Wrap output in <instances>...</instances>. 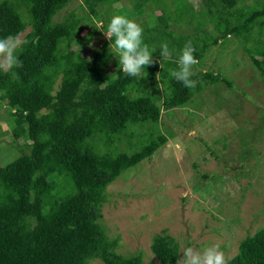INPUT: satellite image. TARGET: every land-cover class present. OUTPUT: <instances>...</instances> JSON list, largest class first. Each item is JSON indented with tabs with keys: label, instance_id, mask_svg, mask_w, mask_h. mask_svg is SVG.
Here are the masks:
<instances>
[{
	"label": "trees",
	"instance_id": "obj_1",
	"mask_svg": "<svg viewBox=\"0 0 264 264\" xmlns=\"http://www.w3.org/2000/svg\"><path fill=\"white\" fill-rule=\"evenodd\" d=\"M70 1L0 0V38L29 29L24 35L29 43L16 53L22 65L12 69L16 78L0 71V102L8 112L11 137L24 135L28 141L26 153L0 166V264H144L140 255L114 252L117 241L98 224L100 207L105 188L148 159L165 137L150 131L146 144L129 154L115 143L136 138L134 129L141 125H157L160 109L183 106L207 86L232 87L219 73L195 72V88L170 75L179 69L188 41L200 61L210 47L238 37L264 83V35L257 31L264 27V4L252 0L237 7V0H198L194 8L188 0H168L170 8L163 9L156 0H79L87 17L70 13L54 22ZM121 1L126 5L112 8ZM145 4L151 10L136 22L143 28V42L155 51L144 77L122 72L114 39L106 37L90 59L82 54L84 42L76 29L87 19L100 24L91 35H105L114 15L133 20ZM178 24L181 33L175 34ZM248 42L258 46L251 50ZM163 43L170 51L164 58ZM108 62L112 70L106 73ZM6 199L11 202L5 204ZM149 250L160 264H176L177 244L165 232L152 237ZM227 261L264 264V226L242 239Z\"/></svg>",
	"mask_w": 264,
	"mask_h": 264
},
{
	"label": "rangeland",
	"instance_id": "obj_2",
	"mask_svg": "<svg viewBox=\"0 0 264 264\" xmlns=\"http://www.w3.org/2000/svg\"><path fill=\"white\" fill-rule=\"evenodd\" d=\"M188 1L194 8L199 3ZM156 2L163 9L170 8L168 0ZM251 3L237 0L236 6ZM255 3L261 7L264 0ZM120 5L126 4L121 1L112 8ZM148 10L151 6L143 5L133 20L143 21L142 13ZM70 13L87 17L80 1L71 0L53 21L60 22ZM99 26L87 19L76 29L84 42L82 54L88 59L106 39L100 31L91 35ZM181 28L175 26V34ZM257 31L264 35V27ZM257 43L248 42L247 47L253 50ZM111 70L109 63L105 72ZM192 71L219 73L232 87L207 86L183 106L169 110L160 109V101L156 102L158 124L131 126L138 131L136 138L115 143L129 154L146 144L150 131L165 137V143L148 159L125 170L105 188L100 207L98 224L108 239L117 241L114 252L123 257L140 255L144 264H160L149 244L161 231L177 244V259L184 247L203 250L213 244L230 259L242 239L264 226V83L236 36L210 47ZM7 118L4 102H0V166L28 151L23 146L28 143L24 135L12 139Z\"/></svg>",
	"mask_w": 264,
	"mask_h": 264
},
{
	"label": "clouds",
	"instance_id": "obj_3",
	"mask_svg": "<svg viewBox=\"0 0 264 264\" xmlns=\"http://www.w3.org/2000/svg\"><path fill=\"white\" fill-rule=\"evenodd\" d=\"M103 33L109 41L114 39L113 47L118 53L119 68L122 72L130 77H144L145 67L154 63L155 50H150L149 46L143 42L142 26L125 15L117 14L110 19L107 30ZM32 42L35 43V41ZM28 43V39L22 33L0 38V71L9 73L13 68L22 66L16 53ZM194 52V46L191 41H188L180 52L179 69L170 72V75L186 88L196 87V81L192 79L195 75L192 68L198 63ZM160 54L163 58L170 55L167 43L160 46ZM160 66L162 68V65ZM12 76L16 78V73L12 72ZM181 252L183 255L177 259L176 264H228L225 253L218 244L203 250L188 246Z\"/></svg>",
	"mask_w": 264,
	"mask_h": 264
}]
</instances>
